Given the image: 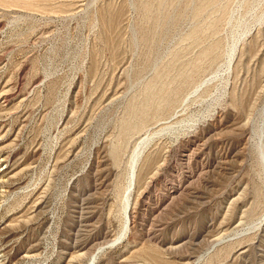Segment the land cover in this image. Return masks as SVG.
Wrapping results in <instances>:
<instances>
[{
    "label": "rangeland",
    "instance_id": "374dc122",
    "mask_svg": "<svg viewBox=\"0 0 264 264\" xmlns=\"http://www.w3.org/2000/svg\"><path fill=\"white\" fill-rule=\"evenodd\" d=\"M9 1L0 0V264H90L121 234L139 151L137 172H149L129 193L132 228L94 264H264V0H226L212 29L206 15L191 19L195 0L154 6L182 13L152 8L149 21L141 0H45L40 11ZM194 25L201 45L219 49L202 61L200 87L119 144L155 71L178 49L196 57L182 41Z\"/></svg>",
    "mask_w": 264,
    "mask_h": 264
},
{
    "label": "bare ground",
    "instance_id": "6f19581e",
    "mask_svg": "<svg viewBox=\"0 0 264 264\" xmlns=\"http://www.w3.org/2000/svg\"><path fill=\"white\" fill-rule=\"evenodd\" d=\"M42 1H45V0H21V2H23L24 4H22V5H25V7L26 6H28V8H34V9H37V8H39L38 6H39V4L37 3V2H42ZM47 1V0H46ZM51 1V0H50ZM53 1H55V0H53ZM52 1V2H53ZM140 1V0H139ZM150 1H152V0H150ZM184 1V0H183ZM187 1H189V5L192 3V2H194L193 0H187ZM186 0H185V2H187ZM200 1V0H199ZM199 1H197V0H195V6L193 5L194 3H192V6L190 5V7H192V12L190 13V12H188V13H190L191 14V19L192 20H194V21H198L197 23H199V20H204V18H205V20H204V25H203V27L204 26H206L207 27V29L209 28V29H212L211 27H212V23H213V25H214V27H215V22H213V20L215 21V19H217L216 18V15H218L220 12L222 13L223 11H225L226 12V6H227V3H226V0H203V1H201V3H202V6L201 7H199V8H197V6H196V4L198 5L199 3H197V2H199ZM229 1V0H228ZM20 3V1L19 0H12V3L9 1V3H10V5H17L16 3ZM136 2V1H135ZM165 2H166V4L169 6V4H172V5H174V3L176 2H178L179 3V5L178 6H180V2H182V0H153L152 1V3L151 2H149L148 0H141V3H140V5H138L137 7L139 8V11H141L142 13H143V15L145 16V17H143L142 15V18L144 19V18H146L147 17V15H148V17H149V14L152 12L153 14H154V11L152 10V8L154 7V6H161L162 4H163V7H167V5L165 6ZM169 4H168V3ZM230 3V2H229ZM38 6H37V5ZM182 4V3H181ZM184 4V3H183ZM182 4V5H183ZM185 4H187V3H185ZM185 4H184V6H185ZM19 6V5H18ZM21 6V5H20ZM54 6V5H53ZM53 6H52V8H53ZM177 6V7H178ZM158 7H155V8H153V9H156L155 10V12H157V14L159 13L158 11L161 9H159ZM163 7H162V9H163ZM173 7V6H172ZM174 7H176L175 5H174ZM181 7H183V6H181ZM189 8V7H188ZM42 9V7L40 8V10ZM50 9V8H49ZM161 9V10H162ZM167 9L169 10V8L167 7ZM174 9V12L175 11H177L176 13H182L181 12V10H179V9H177L176 10V8H173ZM173 9L171 8V10L173 11ZM181 9V8H180ZM186 9H187V7H186ZM189 9H191V8H189ZM228 9V8H227ZM37 10H39V9H37ZM39 10V11H40ZM48 10V9H47ZM165 10V9H164ZM167 10V11H168ZM184 10H185V8L182 10L183 12H184ZM43 11V10H42ZM53 11H54V8H53ZM165 12L167 15L168 14H172V15H169V16H173V14H175L174 12H170V13H168V12ZM187 11V10H186ZM185 11V12H186ZM191 11V10H190ZM55 12V11H54ZM95 12V11H94ZM228 12V11H227ZM226 12V13H227ZM140 13V12H139ZM141 13V14H142ZM164 13V12H163ZM221 13H220V15H221ZM161 14V11H160V13H159V15ZM166 14L164 15V16H166ZM228 14V13H227ZM155 16H156V14H154ZM154 15H151L150 14V17L151 16H154ZM177 15V14H176ZM184 15V14H183ZM188 15L189 14H187V18L188 19H190V17H188ZM206 15V16H205ZM226 14L223 12V14H222V18H223V16H225ZM163 16V17H164ZM175 16V15H174ZM178 16H180V14H178ZM185 16H186V14H185ZM205 16V17H204ZM150 17L149 18H147L146 20H152V19H150ZM160 17H161V15H160ZM159 16H158V18H160ZM163 17H161V18H163ZM168 17V16H167ZM201 17H204V18H202L201 19ZM214 17H215V19H214ZM221 17V16H220ZM227 17V16H226ZM226 17H225V19H226ZM152 18H154V17H152ZM229 18V17H228ZM156 19H157V17H156ZM170 19H172V17H169L167 20H170ZM174 19H175V17H173V20L172 21H174ZM184 19V18H183ZM221 19V18H220ZM145 20V19H144ZM144 20H143V22H144ZM145 20V21H146ZM154 20V19H153ZM159 20H161V19H159ZM159 20L157 19V21H158V24L161 22V23H163L162 22V20L159 22ZM164 20H166V19H164ZM163 20V21H164ZM177 19H175V22H178V20L176 21ZM181 20H182V18H181ZM218 20V19H217ZM228 20V19H227ZM156 21V22H157ZM180 21V20H179ZM220 21V20H219ZM219 21H217L218 22V24L219 23H221V22H219ZM221 21H222V19H221ZM169 22V21H168ZM193 22V21H192ZM147 23V22H146ZM147 24H149V23H147ZM151 24V23H150ZM156 24V23H155ZM154 24V25H155ZM157 24V25H158ZM193 24V23H192ZM157 25H155V26H157ZM197 25V24H196ZM217 25V24H216ZM142 26V25H141ZM159 27L161 26V24L160 25H158ZM157 26V27H158ZM218 26V25H217ZM194 27H195V25H194ZM220 27V26H219ZM196 28V30L195 29H192L193 31H191V33L183 40L182 39V41L183 42H185V44H183V45H186V42H187V44H188V42L190 43L191 42V44H194V48L196 47V48H199V49H197V50H199L198 51V55L196 54L195 56V58L193 57V58H190L189 57V59L187 58V56H186V58H185V53H183L184 51H186V49L184 50V49H182V50H184V51H182L181 52V50H175L176 52H174V53H171L172 54V56H171V58L169 57V59H168V61L166 62V64H165V69H163L164 70V72L163 73H161V71H162V69H161V71L160 70H158V72L157 71H155L156 73H154V75H153V77H151V79H149L144 85H143V87H142V85H141V87H142V89H141V91H140V93H139V98H134V100H132V104H133V102H135L136 104H135V106H136V110H135V113L133 112V116H132V118H130L128 121H126V122H124L123 123V133H122V139H120V141L122 140V142H120L119 144H122V143H126L127 142V140L132 136V135H134L135 133H137V132H139V131H141L142 129H144L149 123H151V122H154V121H156V120H159L160 118H162V117H165V116H167L168 114H170L171 112H172V110L177 106V105H179L180 104V102L182 101V99H183V97H184V95L186 94V93H188L189 91L188 90H190V88L191 89H197V88H199L200 86H198V87H194L195 85H197V84H195V78L197 79V76H199V74H200V72H201V70H202V67H203V65L201 66V64H202V61H204V60H207V62L208 61H210L211 59H209V57H214L213 55H214V53H216V50H219V49H217V44L216 43H214V44H212V43H206V44H204L205 42H203L202 44H204V45H201L199 42H198V40H197V34H198V32H199V30H197L198 29V27H195ZM216 28V27H215ZM157 29V28H156ZM201 29V28H200ZM201 31V30H200ZM212 31H214V30H212ZM212 31H211V34H212ZM203 32V31H202ZM204 32H205V30H204ZM208 32H209V30H208ZM210 34V35H211ZM215 35L217 34V32L216 33H214ZM207 35H208V33H207ZM213 35V34H212ZM141 36V35H140ZM201 37H202V35H201ZM204 37H206V35L204 36ZM210 37V36H209ZM214 36H212V38H213ZM199 39V38H198ZM201 39V38H200ZM205 39V38H204ZM214 39H216V37H214ZM203 40V39H202ZM206 41H208L207 39H205ZM179 41H181V40H179ZM201 42V41H200ZM181 43V42H180ZM190 44V45H191ZM183 45H182V47H183ZM188 46V45H187ZM186 46V47H187ZM180 47V46H179ZM178 47V48H179ZM181 48V47H180ZM192 49H193V47H192ZM221 49V48H220ZM190 50H191V48H190ZM196 50V51H197ZM235 50V49H234ZM193 51V50H192ZM188 53H189V51H188ZM194 54V53H193ZM218 54L219 53H217V56H218ZM235 54V53H234ZM152 56H153V54H152ZM190 56H191V54H190ZM194 56V55H193ZM216 56V57H217ZM209 59V60H208ZM158 63V62H157ZM161 63H163V62H161ZM205 63V62H204ZM162 66H163V64H162ZM156 67H158V65L156 66ZM160 67V66H159ZM206 67V66H205ZM209 67V66H208ZM155 68V67H154ZM162 68V67H161ZM158 69V68H157ZM155 70V69H154ZM154 70H153V72H154ZM205 70H206V68H205ZM159 71H160V73H159ZM203 72V71H202ZM201 72V73H202ZM152 75V74H151ZM201 76V75H200ZM139 79V78H138ZM137 79V80H138ZM146 79H147V77H146ZM199 79V78H198ZM141 80V79H140ZM198 81V80H197ZM199 81H201V80H199ZM136 82V81H135ZM140 82V81H139ZM199 83V82H198ZM138 84V83H137ZM200 85H201V82L199 83ZM198 84V85H199ZM129 103V102H128ZM132 113V112H131ZM132 115V114H131ZM126 120H127V118H125ZM149 126V125H148ZM148 142V141H147ZM116 148H119L118 146L117 147H115V150H116ZM141 148V147H140ZM134 151H136V150H134ZM138 155H140V151L139 152H135L134 154H133V158L131 159L132 160V162H131V164H130V169H129V172H130V177H129V179H128V188H127V192L125 193V194H127L126 196H124V199L122 200L123 201V211H122V216H123V228L121 229L122 231H121V234L119 235V236H117L116 237V239H114L113 241H111V242H107V244L105 245V246H102V247H100L99 249L97 248V251L94 253V255L92 256V258H91V262H89L90 264H94V261H95V258L97 257V255L102 251V250H104V249H106V248H110L112 245H115V244H117V243H119L126 235H127V233L130 231V229L132 228L131 226H132V220H131V215H130V208H131V202H130V196H129V193H131V191L130 190H132L133 189V187L135 186V182H136V180H138V178L141 180H143L144 181V179H145V176L148 174V172L149 171H147V173L146 174H143V172H144V168L145 167H143V170H141L140 172H137V165H138V162L137 161H139V160H137V158L139 157L140 158V156H138ZM138 158V159H139ZM142 160V159H141ZM127 171V170H126ZM141 180V181H142ZM184 193V192H183ZM182 194V193H181ZM183 196V195H182ZM181 196V197H182ZM174 197V196H173ZM179 197V196H178ZM178 199V198H177ZM172 201H173V199H171ZM175 200V199H174ZM171 201V202H172ZM172 204H173V202H172ZM175 204V203H174ZM104 244V243H103ZM99 257V256H98ZM97 257V258H98Z\"/></svg>",
    "mask_w": 264,
    "mask_h": 264
}]
</instances>
